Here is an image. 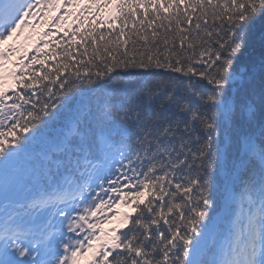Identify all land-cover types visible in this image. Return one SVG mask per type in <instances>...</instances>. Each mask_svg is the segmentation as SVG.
<instances>
[{
  "label": "snow or ice",
  "instance_id": "6c2138e0",
  "mask_svg": "<svg viewBox=\"0 0 264 264\" xmlns=\"http://www.w3.org/2000/svg\"><path fill=\"white\" fill-rule=\"evenodd\" d=\"M0 264H264V0H0Z\"/></svg>",
  "mask_w": 264,
  "mask_h": 264
},
{
  "label": "trees",
  "instance_id": "16d2710c",
  "mask_svg": "<svg viewBox=\"0 0 264 264\" xmlns=\"http://www.w3.org/2000/svg\"><path fill=\"white\" fill-rule=\"evenodd\" d=\"M79 25V21H77L75 24L74 23H70L69 26H66L62 29V35L65 31V29H73V28H77ZM88 27V21L85 20L84 21V28H80V31H85V29H87ZM101 30H106V26L105 29H101ZM76 42H79V38L77 37ZM261 51V43H260V33L258 30V26L257 29L254 30L249 37V47L245 48L244 52L241 54V62H247V60L250 58L251 55H256L258 56L260 54Z\"/></svg>",
  "mask_w": 264,
  "mask_h": 264
}]
</instances>
